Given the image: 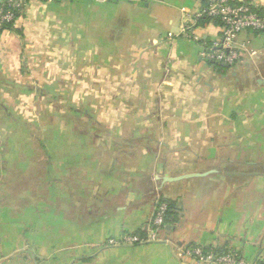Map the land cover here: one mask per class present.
<instances>
[{
    "label": "crops",
    "instance_id": "1",
    "mask_svg": "<svg viewBox=\"0 0 264 264\" xmlns=\"http://www.w3.org/2000/svg\"><path fill=\"white\" fill-rule=\"evenodd\" d=\"M243 1L264 11V0ZM198 6L32 0L0 32V90L20 92L10 103L25 98L21 89H79L66 102L68 127H44L51 142L19 149L41 154L42 179L60 190L15 195L17 178L3 179L0 264H189L175 249L190 245L235 248L264 264V33L237 35L234 66L210 63L201 51L219 27L194 18ZM61 94L52 91L51 112ZM2 108L4 135L24 125ZM24 155L20 169L32 168ZM188 173L201 174L165 180ZM157 196L175 205L162 233L170 241L104 244L145 231Z\"/></svg>",
    "mask_w": 264,
    "mask_h": 264
},
{
    "label": "built area",
    "instance_id": "2",
    "mask_svg": "<svg viewBox=\"0 0 264 264\" xmlns=\"http://www.w3.org/2000/svg\"><path fill=\"white\" fill-rule=\"evenodd\" d=\"M32 0H3L0 2V30L9 29L15 25L17 17ZM55 2L62 0H42ZM199 6L194 18H207L216 21L219 34L201 51V56L210 63L234 66L243 57V50L236 48L234 41L237 35L245 30L264 33V11L258 12L257 7L243 0H198ZM2 3V4H1ZM17 14V15H16ZM167 203L157 196L154 202L153 214L148 221L145 236L128 232L109 236L105 242L109 246L138 245L150 241L166 239L162 236ZM176 255L189 264H258L247 261L235 248L219 252L217 247L190 245L176 247Z\"/></svg>",
    "mask_w": 264,
    "mask_h": 264
},
{
    "label": "rangeland",
    "instance_id": "3",
    "mask_svg": "<svg viewBox=\"0 0 264 264\" xmlns=\"http://www.w3.org/2000/svg\"><path fill=\"white\" fill-rule=\"evenodd\" d=\"M257 33V32H256ZM258 34H263V33H258ZM19 85V84H18ZM31 85V84H30ZM23 93L22 97V103H17V102H21L20 99H17L14 103H10L11 99H13L14 97H18L20 92L19 89L16 88L15 90H13L12 92L6 90V89H1L0 93H1V98H0V118L4 117V115H6L3 111H2V106L3 107H7L9 111H12L15 116H17L18 118L21 117H26V120H23L22 122H24V125H15L13 124L11 127H7L8 130L6 131V134L4 135L3 133V124L0 120V191L2 193H7L10 192V190H7V186L3 185V179L5 177V179H7L9 177L10 174H12L13 177H16L17 179H13V184L11 185V189L13 191V193L15 195H19L20 192L24 191L25 189H27L30 193H36L37 191L41 190L43 192H52L53 190H57L59 189L58 186L55 185V183L53 184L52 181L47 180V179H42V175H40V172H42V168L41 166L44 164V160H41L40 163H36L35 159L39 160L41 159V154H36L35 152L28 156L24 155L23 159L26 158H32L34 159V163L31 164L32 168H24V169H20L19 167V160L21 159V157H23L22 153H20V146H24V145H28V146H37V144L43 143H49L51 142V134H46L44 133V131L42 130L44 127H53L54 129H56L57 126L60 125V128L64 127L67 128L68 127V121L66 120V113H67V99L68 97H73L74 91L75 93L77 91H79L78 88H63V89H37V88H29L26 89V91L24 92L23 89H21ZM60 91L63 92V94H61L62 96H60V101L58 102V104H56V110H54V112L52 109L55 108L54 103L52 104L50 101V95L52 93V91ZM70 90V95L68 94ZM29 92V93H27ZM41 92H43V98L42 99H33L32 97H39V94H41ZM15 93V94H14ZM27 93V94H26ZM50 93V94H49ZM55 93V92H54ZM3 95H6V98L3 97ZM27 97V98H26ZM64 97V98H63ZM89 97V96H88ZM57 102V101H56ZM60 103V104H59ZM60 105V106H59ZM84 105L83 103L79 104V111H83L84 110ZM91 106H98V103H93V105ZM60 107V108H58ZM83 109V110H82ZM92 108H90L91 111ZM93 110V109H92ZM51 117L50 119L47 117ZM54 115V116H53ZM37 118L38 121V125H36V121L35 119ZM10 121H8L7 123H9ZM22 124V123H21ZM63 125V126H62ZM19 126H23L22 128L24 129V127L28 128L29 133H31L32 135H24L22 134V128ZM80 127H82V121L79 122ZM6 129V128H4ZM21 129V131L19 130ZM264 156V154H263ZM3 159H8L11 160L13 163L12 169L9 170V168L4 167V163H3ZM40 164V166L38 167V165ZM46 166V165H45ZM44 168V165H43ZM20 177V178H19ZM28 178V179H27ZM28 181V182H27ZM27 182V183H26ZM62 186V185H61ZM7 190V191H6ZM60 190V189H59ZM2 195V194H1ZM9 197V196H8ZM10 199V197L7 199L4 198V196L0 197V207H3L4 204L8 203V200ZM11 202H18L15 201L14 199L11 200ZM35 200H29V203H34ZM50 200H44V204L47 206L48 203L50 204ZM63 202L62 200H59V203ZM15 218H18L15 216ZM110 236V235H109ZM107 236L106 239L109 237ZM115 236V235H113ZM104 244H106V242H104ZM107 245V244H106ZM139 245V244H138ZM124 246V245H122ZM125 246H132V245H125ZM238 251V250H237ZM239 252V251H238ZM240 254V253H239ZM241 255V254H240ZM243 256L247 261L250 262V258L248 257L247 254L241 255ZM259 260V259H258ZM81 264H83L81 262ZM94 264V263H93ZM98 264V263H96Z\"/></svg>",
    "mask_w": 264,
    "mask_h": 264
},
{
    "label": "trees",
    "instance_id": "4",
    "mask_svg": "<svg viewBox=\"0 0 264 264\" xmlns=\"http://www.w3.org/2000/svg\"><path fill=\"white\" fill-rule=\"evenodd\" d=\"M257 11L260 12V13L263 12V10L261 8H258V7H257ZM202 19H204V18H202ZM6 27H8L9 29H11L13 26L10 27V25L7 24ZM0 32H1V30H0ZM215 65H218V64H215ZM162 200L165 201L167 203V206H168V209H167V211L165 213V217H164V223H165V225H171L175 221V219H174L175 218L174 217L175 216L174 215V207H175L174 202L173 201H170V200H168L166 198H162ZM164 230H165V227H164ZM126 233H128V232H126ZM132 233L139 234L140 236H145L146 235L145 234V231L144 230H141V229L136 230V231H134ZM218 251L219 252H226L227 249L226 248H223V247H219Z\"/></svg>",
    "mask_w": 264,
    "mask_h": 264
},
{
    "label": "water",
    "instance_id": "5",
    "mask_svg": "<svg viewBox=\"0 0 264 264\" xmlns=\"http://www.w3.org/2000/svg\"><path fill=\"white\" fill-rule=\"evenodd\" d=\"M3 0H0V2ZM201 173H188V174H183V175H178V176H172V177H165L166 181H174V180H179V179H183V178H187V177H191V176H198ZM169 225H166L165 228H168Z\"/></svg>",
    "mask_w": 264,
    "mask_h": 264
}]
</instances>
